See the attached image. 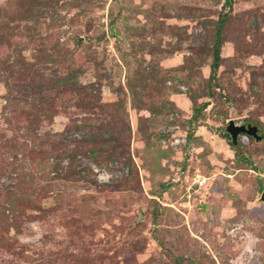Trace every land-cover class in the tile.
<instances>
[{"label": "rangeland", "instance_id": "374dc122", "mask_svg": "<svg viewBox=\"0 0 264 264\" xmlns=\"http://www.w3.org/2000/svg\"><path fill=\"white\" fill-rule=\"evenodd\" d=\"M233 1L0 0V264H264V0Z\"/></svg>", "mask_w": 264, "mask_h": 264}, {"label": "trees", "instance_id": "16d2710c", "mask_svg": "<svg viewBox=\"0 0 264 264\" xmlns=\"http://www.w3.org/2000/svg\"><path fill=\"white\" fill-rule=\"evenodd\" d=\"M233 0H226L224 8H229V10H231L233 8ZM224 12V10L222 11V13ZM227 16L221 15V18L218 20L217 24H216V29H215V37H216V43L214 45V59L213 62L211 63V74H212V78H214L215 74L217 73V71L219 70L220 66H221V61H222V57H221V47L223 44V38H224V29H225V24L227 21ZM197 114L200 112V110H196ZM231 137V136H230Z\"/></svg>", "mask_w": 264, "mask_h": 264}, {"label": "water", "instance_id": "95a60500", "mask_svg": "<svg viewBox=\"0 0 264 264\" xmlns=\"http://www.w3.org/2000/svg\"><path fill=\"white\" fill-rule=\"evenodd\" d=\"M258 132L259 128L256 125H238L233 121L227 127V133L231 136L233 145L238 143V137L241 134H247L257 141L262 140ZM259 202L264 203V191L261 193Z\"/></svg>", "mask_w": 264, "mask_h": 264}, {"label": "flooded vegetation", "instance_id": "af4514ba", "mask_svg": "<svg viewBox=\"0 0 264 264\" xmlns=\"http://www.w3.org/2000/svg\"><path fill=\"white\" fill-rule=\"evenodd\" d=\"M250 125V124H249Z\"/></svg>", "mask_w": 264, "mask_h": 264}]
</instances>
